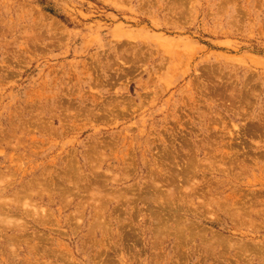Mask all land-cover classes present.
Listing matches in <instances>:
<instances>
[{
    "label": "rangeland",
    "instance_id": "obj_1",
    "mask_svg": "<svg viewBox=\"0 0 264 264\" xmlns=\"http://www.w3.org/2000/svg\"><path fill=\"white\" fill-rule=\"evenodd\" d=\"M0 264H264V0H0Z\"/></svg>",
    "mask_w": 264,
    "mask_h": 264
}]
</instances>
